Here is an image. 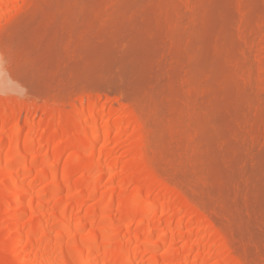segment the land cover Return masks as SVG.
<instances>
[{
    "label": "bare ground",
    "instance_id": "bare-ground-1",
    "mask_svg": "<svg viewBox=\"0 0 264 264\" xmlns=\"http://www.w3.org/2000/svg\"><path fill=\"white\" fill-rule=\"evenodd\" d=\"M9 2L0 0V9ZM14 6L0 44L26 93L17 99L19 110L9 112L19 117L42 109L59 120L23 133L16 124L10 150L18 154L23 140L26 150L50 142L60 126L72 124L69 134L78 138L70 144L90 146L99 166H107L99 141L125 146L123 134L134 120L139 160L210 221L236 264H264V0H27ZM108 94L116 104L107 110L105 101L98 108ZM119 108L129 115L103 121ZM48 128L49 137L31 141L33 131ZM14 180H4V188ZM34 182L25 183V193ZM46 225L40 220L23 235L19 226L9 227L10 247L4 239L3 245L12 252L0 260L79 264L83 244L98 241L80 224L67 226L82 251L68 250L58 263L60 243L47 254L23 257L21 239L33 246L34 234L54 231Z\"/></svg>",
    "mask_w": 264,
    "mask_h": 264
},
{
    "label": "rangeland",
    "instance_id": "rangeland-1",
    "mask_svg": "<svg viewBox=\"0 0 264 264\" xmlns=\"http://www.w3.org/2000/svg\"><path fill=\"white\" fill-rule=\"evenodd\" d=\"M23 1L27 0H10L7 7L0 9V29L9 22L5 17L13 12L14 5ZM2 45L0 44V257L3 252H9L7 255L12 252L9 248L5 249L10 247L7 239L10 237L9 227L24 224L20 227L24 229L21 231L23 235L22 232L43 220L48 228L54 226V231H47L50 234L46 235L45 232L43 236L41 233L34 234L32 238L36 240L32 242L33 246L26 244L23 237L19 248L23 257L31 259L32 254L38 251L47 254L61 243L62 251H59L56 258L60 263L61 255L66 251L76 253V250H81L78 243H73V233L66 232L67 226L80 224L82 233L94 231L98 241L92 243L89 240L82 245L84 253L79 264H123L121 260L129 257L133 260L127 264H236L224 248L222 235L210 225V221L196 207L181 198L176 189L166 185L142 156L139 160L142 152L136 145H139L140 140L134 129V120L129 123V131L126 129L123 134L128 139L125 146L116 148L108 143L104 147L103 142L99 141L98 147L106 152L104 157L109 162L107 166H99L101 159L92 152L90 146L70 144L78 138L69 134L75 128L72 124L60 126L56 138L50 142L36 144L26 150L27 143L23 140L19 143L18 154L10 150L14 143L11 131L16 124L23 133L31 128L44 126L45 122L55 123L59 118L57 114H53L56 117L46 116L42 109L35 108L30 112H23L19 117L15 112L10 113L15 108L17 110L15 104L26 93V87L13 71L7 51ZM115 98L114 94L101 95L97 107L108 101V110L110 103L116 104ZM3 107L8 109L7 113H4ZM128 112L120 109L105 115L103 121L109 117L112 120L118 115L128 116ZM103 121H99L101 126L105 124ZM35 132L33 131L32 136L28 135L32 138L31 141L45 139L50 136L51 131L48 128ZM88 139L83 141L87 142ZM109 151L120 155V158L112 159L107 154ZM57 159H60L59 164L50 168L49 165ZM76 160L81 161L79 166L72 167L70 164ZM7 178L15 180L5 189L4 180ZM33 178L35 182L25 193V183ZM147 196L148 200L143 202ZM10 199L13 210L5 218L2 214ZM124 203L130 206L125 207ZM67 207H71V210L65 213ZM40 209L45 214H41ZM62 231L66 232L65 235ZM162 237L166 240H161ZM3 239L7 242V247L3 245ZM156 245H159L157 251ZM121 246H125L122 251ZM124 255L127 257L123 258ZM140 256L143 257L140 259ZM1 260L0 264L11 263L9 259H5L6 263Z\"/></svg>",
    "mask_w": 264,
    "mask_h": 264
}]
</instances>
